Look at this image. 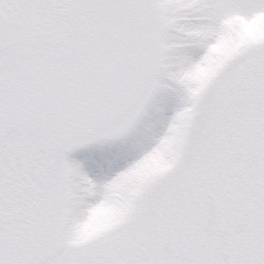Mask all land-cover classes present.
<instances>
[{"label": "snow or ice", "instance_id": "1", "mask_svg": "<svg viewBox=\"0 0 264 264\" xmlns=\"http://www.w3.org/2000/svg\"><path fill=\"white\" fill-rule=\"evenodd\" d=\"M0 264H264V0H0Z\"/></svg>", "mask_w": 264, "mask_h": 264}]
</instances>
